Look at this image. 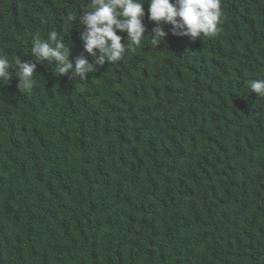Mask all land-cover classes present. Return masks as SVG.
<instances>
[{
	"label": "trees",
	"instance_id": "obj_1",
	"mask_svg": "<svg viewBox=\"0 0 264 264\" xmlns=\"http://www.w3.org/2000/svg\"><path fill=\"white\" fill-rule=\"evenodd\" d=\"M89 2L0 0V48L36 64L0 86V264H264V0L157 46L146 2L142 46L85 80L35 61L56 31L75 62Z\"/></svg>",
	"mask_w": 264,
	"mask_h": 264
},
{
	"label": "clouds",
	"instance_id": "obj_2",
	"mask_svg": "<svg viewBox=\"0 0 264 264\" xmlns=\"http://www.w3.org/2000/svg\"><path fill=\"white\" fill-rule=\"evenodd\" d=\"M148 19L155 22L151 42L158 45L168 34L165 25L174 35L215 37L222 22L221 0H90L79 15V23L84 26L80 34L83 49L75 62L70 59L71 51L64 43L63 36L50 31L47 38L34 34L30 56L35 61L52 64L59 76L71 74V78L87 79L88 73L103 67L106 62L114 63L123 59L130 48H139L144 42L146 25L145 3ZM126 32V41L117 32ZM88 56L93 59L89 60ZM35 63L19 57L10 59L0 48V86L8 84L10 77L19 79L18 87L31 88ZM246 87L256 96L264 98V78L246 81Z\"/></svg>",
	"mask_w": 264,
	"mask_h": 264
}]
</instances>
